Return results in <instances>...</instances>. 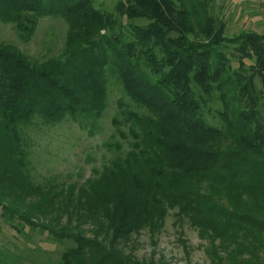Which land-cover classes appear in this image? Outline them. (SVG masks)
<instances>
[{
	"label": "trees",
	"instance_id": "obj_1",
	"mask_svg": "<svg viewBox=\"0 0 264 264\" xmlns=\"http://www.w3.org/2000/svg\"><path fill=\"white\" fill-rule=\"evenodd\" d=\"M45 16L67 24L59 55L0 42L3 220L70 241L58 264H155L128 244L169 214L212 264H264V32L227 36L213 0H0L25 39ZM113 86L128 101L116 100L109 159L79 184L34 181L28 129L69 118L93 132Z\"/></svg>",
	"mask_w": 264,
	"mask_h": 264
},
{
	"label": "rangeland",
	"instance_id": "obj_2",
	"mask_svg": "<svg viewBox=\"0 0 264 264\" xmlns=\"http://www.w3.org/2000/svg\"><path fill=\"white\" fill-rule=\"evenodd\" d=\"M93 1L96 7L110 11L116 2ZM213 12L226 21L229 37L248 30L264 32V9L259 0H213ZM252 17H258L263 23L256 26ZM66 32L67 24L58 16L42 17L28 39L19 35L15 24L0 21V42L16 46L31 60L59 55ZM256 84L264 91L258 79ZM119 97L128 101L118 87H109L106 109L93 132L69 118L53 126L38 123L30 127L28 159L32 179L40 183L49 179L59 184H79L92 175L93 168H99L106 162L111 153L105 143L111 142V120L117 111L116 100ZM218 108L220 104L213 103L204 110L209 124L219 122L215 113ZM17 226L18 229L11 228L0 214V264H58L60 253L71 245L68 240L57 242L47 232L32 230L23 223H17ZM204 244L195 229L186 222L182 226L175 225L173 216L169 214L153 238L146 229L133 235L128 250L138 259L152 260L155 264H212L205 254Z\"/></svg>",
	"mask_w": 264,
	"mask_h": 264
},
{
	"label": "crops",
	"instance_id": "obj_3",
	"mask_svg": "<svg viewBox=\"0 0 264 264\" xmlns=\"http://www.w3.org/2000/svg\"><path fill=\"white\" fill-rule=\"evenodd\" d=\"M253 20H254V24H256V26H258V27L261 25V23H263V21L261 19H259L258 17H252V21Z\"/></svg>",
	"mask_w": 264,
	"mask_h": 264
},
{
	"label": "built area",
	"instance_id": "obj_4",
	"mask_svg": "<svg viewBox=\"0 0 264 264\" xmlns=\"http://www.w3.org/2000/svg\"><path fill=\"white\" fill-rule=\"evenodd\" d=\"M260 4L262 5L263 9H264V0H259Z\"/></svg>",
	"mask_w": 264,
	"mask_h": 264
}]
</instances>
